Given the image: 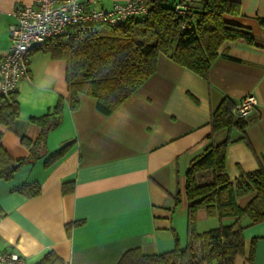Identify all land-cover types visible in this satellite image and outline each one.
<instances>
[{"label":"crops","instance_id":"0c3cea01","mask_svg":"<svg viewBox=\"0 0 264 264\" xmlns=\"http://www.w3.org/2000/svg\"><path fill=\"white\" fill-rule=\"evenodd\" d=\"M127 1L102 0L105 5ZM230 1L239 4L240 12L224 15V22L247 31L253 45L224 42L206 80L161 54L154 75L110 116L100 114L95 100L84 95L71 111L65 101L66 63L40 48L31 51L28 79L16 91L17 134L0 125L1 143L11 159L29 155L20 136L35 142L40 134L30 120L52 112L60 99L64 104L42 156L20 167L10 181H0L1 252L18 253L23 264H38L47 253L58 258L54 264H117L131 249L159 255L171 251L176 238L183 247L185 173L208 145L210 116L224 99L235 105L246 96L256 100L244 133L249 146L238 140L227 147L226 173L233 181L257 169L264 156V27L258 23L264 19V0ZM32 3L0 0V59L9 49L16 9ZM240 136L221 130L213 141ZM66 146L62 156L49 162ZM31 184L39 186L36 197L19 192ZM64 184L68 193H63ZM252 197H241L238 205L244 207ZM214 219L200 209L198 232ZM243 238L244 255L235 264H264V222L246 227Z\"/></svg>","mask_w":264,"mask_h":264},{"label":"trees","instance_id":"16d2710c","mask_svg":"<svg viewBox=\"0 0 264 264\" xmlns=\"http://www.w3.org/2000/svg\"><path fill=\"white\" fill-rule=\"evenodd\" d=\"M150 4L145 17H135L119 27L103 25L74 26L61 37L36 46L50 53L55 60L66 63L65 81L68 96L65 100L75 111L80 95L95 100L96 110L110 116L130 96L154 75L159 55L206 80L220 46L226 41H240L253 45L252 36L244 30L224 22V15H237L238 3L230 0H193L186 15L176 12L181 0H146ZM264 27V19L258 18ZM64 100H58L52 112L30 121L40 127L35 142L20 136V143L28 150V157L13 160L2 146L0 133V181H10L26 163L40 158L48 131L61 118ZM235 104L224 99L211 114L208 145L194 158L185 173V196L188 202L185 245L175 239L171 251L159 255H145L139 249L126 251L117 264H235L244 255L243 230L264 222V156L258 167L230 180L225 167L227 147L238 140L248 145L245 129L248 119L235 115ZM19 115L16 93L0 95V125L16 135L15 123ZM235 130L239 139H226L215 144L214 135ZM249 146V145H248ZM68 146L51 156L49 162L62 156ZM18 165L16 169L14 166ZM63 185V193L70 189ZM27 197H36L39 186L31 184L19 190ZM253 193L244 206L238 199ZM203 209L208 218L233 219L228 225L205 232L197 230V212ZM0 216L2 210L0 208ZM255 240L252 241L248 261L252 262ZM58 258L47 253L38 264H54Z\"/></svg>","mask_w":264,"mask_h":264},{"label":"built area","instance_id":"2783aa9c","mask_svg":"<svg viewBox=\"0 0 264 264\" xmlns=\"http://www.w3.org/2000/svg\"><path fill=\"white\" fill-rule=\"evenodd\" d=\"M193 0H181L175 10L186 15ZM150 4L146 0L112 2L102 0H33L31 6L18 7L15 24L10 27L8 52L0 59V94H15L18 84L28 79L30 54L36 46L66 35L74 26L103 25L119 27L135 17H145ZM256 100L246 96L235 106V115L248 119ZM16 252H1L0 264H23Z\"/></svg>","mask_w":264,"mask_h":264},{"label":"rangeland","instance_id":"374dc122","mask_svg":"<svg viewBox=\"0 0 264 264\" xmlns=\"http://www.w3.org/2000/svg\"><path fill=\"white\" fill-rule=\"evenodd\" d=\"M216 223H213L212 226H205V227H201L199 228V230L201 229V231H209L211 229L217 228L218 226H220L221 224L219 223L218 219H214ZM223 225H228L227 223L223 224Z\"/></svg>","mask_w":264,"mask_h":264},{"label":"water","instance_id":"95a60500","mask_svg":"<svg viewBox=\"0 0 264 264\" xmlns=\"http://www.w3.org/2000/svg\"><path fill=\"white\" fill-rule=\"evenodd\" d=\"M17 167H18V165H15V166H14V169H16Z\"/></svg>","mask_w":264,"mask_h":264}]
</instances>
